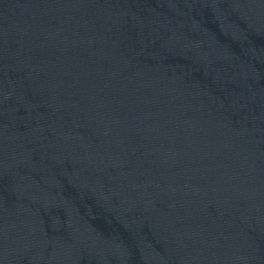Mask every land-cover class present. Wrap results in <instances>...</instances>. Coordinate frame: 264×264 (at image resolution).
<instances>
[{"label": "water", "instance_id": "1", "mask_svg": "<svg viewBox=\"0 0 264 264\" xmlns=\"http://www.w3.org/2000/svg\"><path fill=\"white\" fill-rule=\"evenodd\" d=\"M0 264H264V61L176 0H0Z\"/></svg>", "mask_w": 264, "mask_h": 264}]
</instances>
